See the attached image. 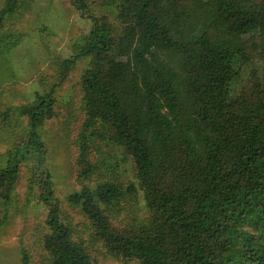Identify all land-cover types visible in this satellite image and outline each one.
I'll return each instance as SVG.
<instances>
[{"label":"trees","instance_id":"obj_1","mask_svg":"<svg viewBox=\"0 0 264 264\" xmlns=\"http://www.w3.org/2000/svg\"><path fill=\"white\" fill-rule=\"evenodd\" d=\"M69 1L92 22L80 53L93 58L82 76L88 123L107 126L103 140L132 160L137 179L126 190L84 184L70 204L111 254L140 264H264V0H121L118 37L89 0ZM18 2L6 0L0 26ZM56 104L54 93H36L17 108L30 133L0 170L4 200L21 152L39 156L36 179L46 160L38 129ZM77 162L81 182L97 176L89 148ZM47 179L36 180L49 209L45 249L54 264H97L72 239ZM136 188L152 222L117 229L105 209Z\"/></svg>","mask_w":264,"mask_h":264},{"label":"rangeland","instance_id":"obj_2","mask_svg":"<svg viewBox=\"0 0 264 264\" xmlns=\"http://www.w3.org/2000/svg\"><path fill=\"white\" fill-rule=\"evenodd\" d=\"M120 2L89 0V14L107 18L115 37L122 29ZM5 6L6 0H0V13ZM91 29L90 19L69 0H19L15 12L5 16L0 26V170L17 144L29 138L27 120L17 115V108L33 102L36 93L52 92L57 100L56 116L38 129L46 160L36 179L33 168L39 156L21 152V171L9 200L0 193V264H22L23 249L30 264H54L44 245L49 209L40 199L41 175L52 184L61 220L71 228L72 239L83 241L97 264H140L111 254L81 208L69 202L84 184L94 187L104 181L125 190L137 184L132 160H125L121 150L103 140L107 126L100 121L88 123L82 76L93 58L80 53ZM83 147L92 151L99 169L95 178L81 182L77 160ZM136 189L105 209L115 228L150 226L152 211Z\"/></svg>","mask_w":264,"mask_h":264}]
</instances>
